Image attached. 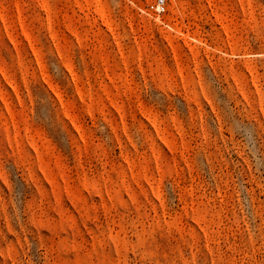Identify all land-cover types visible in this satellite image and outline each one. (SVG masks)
<instances>
[{
  "label": "rangeland",
  "instance_id": "1",
  "mask_svg": "<svg viewBox=\"0 0 264 264\" xmlns=\"http://www.w3.org/2000/svg\"><path fill=\"white\" fill-rule=\"evenodd\" d=\"M90 1L0 0V264H264V0Z\"/></svg>",
  "mask_w": 264,
  "mask_h": 264
},
{
  "label": "built area",
  "instance_id": "2",
  "mask_svg": "<svg viewBox=\"0 0 264 264\" xmlns=\"http://www.w3.org/2000/svg\"><path fill=\"white\" fill-rule=\"evenodd\" d=\"M166 0H155L146 4L144 7H139L138 10L146 16L160 17L166 13Z\"/></svg>",
  "mask_w": 264,
  "mask_h": 264
},
{
  "label": "bare ground",
  "instance_id": "3",
  "mask_svg": "<svg viewBox=\"0 0 264 264\" xmlns=\"http://www.w3.org/2000/svg\"><path fill=\"white\" fill-rule=\"evenodd\" d=\"M173 2H174L175 9L177 10V9H178V3H177V0H173ZM88 4H89L90 6L93 7L95 16H96L97 18H99L101 21H103V23H104V22H105V20H104V15H103L102 10H101V9L98 7V5H97V4H98V3H97V0H91ZM175 9H174V11H175ZM174 13H175V12H174ZM157 21H159V20L157 19ZM93 22L95 23L96 20H93ZM169 27L171 28L172 31L175 32V34H176L177 36L182 35V31H181V29L177 28L176 26H170V25H169Z\"/></svg>",
  "mask_w": 264,
  "mask_h": 264
}]
</instances>
